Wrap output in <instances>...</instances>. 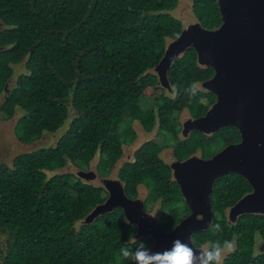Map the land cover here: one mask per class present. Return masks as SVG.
<instances>
[{
    "label": "trees",
    "instance_id": "1",
    "mask_svg": "<svg viewBox=\"0 0 264 264\" xmlns=\"http://www.w3.org/2000/svg\"><path fill=\"white\" fill-rule=\"evenodd\" d=\"M180 1L0 0V133L10 136L2 134L0 147V231L7 232L0 264H130L122 247L152 245L150 236L126 243L138 229L120 207L86 221L107 191L61 170L69 163L87 169L99 157L97 168L109 173L124 154L125 117L140 120L148 132L158 124L165 138L170 134L176 141L178 159L194 154L204 140L223 137L224 146L240 140L234 126L213 137L196 129L179 137L174 115L186 107L201 114L207 105L200 100L215 98L199 85L213 70L198 64L194 46L171 66L172 90L155 71L168 38L183 31L173 13ZM193 1L204 28L222 24L219 0ZM193 86L194 96L187 91ZM145 97L155 106L145 109ZM161 149L145 141L119 176L130 197L139 196L140 184L147 186L148 200L161 203L162 226L171 230L190 208ZM251 190L238 173L219 178L212 225L222 230L193 234L195 245L206 250L230 242L223 264H264V214L247 213L234 222L228 216Z\"/></svg>",
    "mask_w": 264,
    "mask_h": 264
},
{
    "label": "water",
    "instance_id": "2",
    "mask_svg": "<svg viewBox=\"0 0 264 264\" xmlns=\"http://www.w3.org/2000/svg\"><path fill=\"white\" fill-rule=\"evenodd\" d=\"M219 2L224 13L223 25L207 29L197 23L184 28L156 66L160 83L172 90L168 72L174 61L193 45L198 57L215 68L206 89L215 91L219 101L206 116L187 119L184 133L193 129L210 133L234 126L241 136L239 142L225 145L210 158L192 154L171 161L172 175L190 213L166 230L156 214L146 209L145 199L126 193L116 171L103 175L97 166L64 170H74L79 177L107 191L106 200L92 209L86 221L120 207L128 221L137 225V238H153V252L170 248L176 238L189 242L191 237L192 246L201 248L195 245L193 234L211 227L214 185L229 173L244 176L252 185V190L228 209L229 219L234 222L247 213L264 214V0ZM198 216L202 218L197 220Z\"/></svg>",
    "mask_w": 264,
    "mask_h": 264
},
{
    "label": "rangeland",
    "instance_id": "3",
    "mask_svg": "<svg viewBox=\"0 0 264 264\" xmlns=\"http://www.w3.org/2000/svg\"><path fill=\"white\" fill-rule=\"evenodd\" d=\"M193 4H194L193 0H181L179 2L178 7L173 12L175 13L176 16H179V18L182 20L184 28H187L191 25L199 23L198 18L193 11ZM173 40L174 38H168L167 46L170 45ZM166 93L171 94L172 92L166 91ZM145 99H148L143 104V107L145 109L152 108L155 106L154 99L150 97H145ZM174 116L177 117L175 118V121L179 122V123L177 122L178 129H179V137L183 139L187 137L184 135L183 122L184 120L188 119V117H190V112L187 109H184L179 114H175ZM158 127L159 126L157 124L155 128H153L151 131L148 132L143 128V126L140 123V120L138 119L133 120L131 117H125L122 123V129H121L123 133V137L125 138V141H124L125 143L123 145L124 154L122 158L119 159V161L115 164V166L110 169V172L114 170L118 174L124 162L133 160L135 151L139 148V146L143 144L145 141L151 140V139L154 140L157 144H160L162 147L161 151L159 152V156L166 162L171 163V161L174 158H176L174 155V148L176 145V141L173 139V137H171L170 134L168 135L170 139L165 138V134L160 133ZM2 134L3 133H0V147L4 145ZM3 135H6V134H3ZM6 136L10 137L9 135H6ZM5 141H7L9 145L14 146L13 144H11L9 139H5ZM225 142L226 141L223 137L217 138L216 140H213V141L204 140V142H202L201 144L200 143L197 144L196 146L197 150L194 154L198 156L203 155L204 157H209V154L213 155L215 152L220 151L224 147ZM182 157L184 158L185 156H182ZM98 161H99V157H96L93 161H91L90 166H86L87 169H90L93 166L96 167L99 163ZM72 166H76V165L69 163L68 166L62 168L61 170L64 171L65 169H71ZM68 171L76 174L74 170H68ZM98 171L103 175L108 174V173L106 174L103 173V171H105L103 168H98ZM139 195L141 198L145 200L150 199V192L145 184L139 185ZM145 205H146V209L156 214V216L161 221L160 217L163 214V211L161 209V203L159 201L150 202L148 200L147 203H145ZM179 205L183 206V202H181ZM6 236H7L6 231H0V244L3 245L2 246L3 249H5L4 243L6 242ZM149 246L151 247V245ZM259 247L261 249V252H263L264 242H261ZM231 250L232 248L230 250H227L225 255ZM129 262L130 264H134V262L131 260Z\"/></svg>",
    "mask_w": 264,
    "mask_h": 264
},
{
    "label": "clouds",
    "instance_id": "4",
    "mask_svg": "<svg viewBox=\"0 0 264 264\" xmlns=\"http://www.w3.org/2000/svg\"><path fill=\"white\" fill-rule=\"evenodd\" d=\"M190 95L196 94L195 87L187 90ZM202 217L198 216L197 220ZM215 231H221L219 224L211 226ZM137 237L130 235L128 244L134 243ZM191 237L189 242H185L180 238L172 241V246L163 251L153 252L150 246L144 243L139 244L135 250H130L129 247H122L119 251L125 261H133L134 264H223V259L227 250L232 248L230 242L224 243L216 242L206 251L203 246L196 249L191 244Z\"/></svg>",
    "mask_w": 264,
    "mask_h": 264
},
{
    "label": "flooded vegetation",
    "instance_id": "5",
    "mask_svg": "<svg viewBox=\"0 0 264 264\" xmlns=\"http://www.w3.org/2000/svg\"><path fill=\"white\" fill-rule=\"evenodd\" d=\"M223 16H224V13H222V19H223ZM223 23H224V21L222 22V24L221 25H219L218 27H221L222 25H223ZM214 28H216V27H214ZM213 29V28H212ZM193 46V45H192ZM190 47V46H189ZM188 47V48H189ZM167 48V47H166ZM187 48V49H188ZM186 49V50H187ZM195 50L197 51V49L195 48ZM198 64L200 65V66H202L203 68H208V67H211L212 68V70H213V74H212V76L215 74V68L211 65V64H209V63H206L205 62V60H202L201 58H199L198 57ZM155 71H156V68H155ZM157 72V71H156ZM158 73V72H157ZM212 76L209 78V79H211L212 78ZM208 78H207V80H205L204 82H201L200 83V87L202 88H204L203 90L204 91H206V92H208V93H211L215 98L213 99V100H208V99H202V100H200V103L202 102L203 104H205V105H207V107H206V109H205V111L203 112V113H201V114H197V115H195V113H193V111L190 109V108H188V107H186V108H184V109H187L189 112H190V117H188V119H197V118H201V117H204V116H206L207 115V113L214 107V105L215 104H217L218 103V101H219V97H218V95H217V93L215 92V91H213V90H209V89H206V82L209 80ZM183 109V110H184ZM187 120V119H186ZM186 120H184V122H183V125H185V121ZM222 129V128H221ZM193 130H195V129H193ZM193 130H190L188 133H187V135H189L190 133H191V131H193ZM219 131V130H218ZM216 133V132H215ZM214 132H206L205 134H207L206 136H208V137H213V135L215 134ZM241 137V136H240ZM241 139V138H240ZM240 140L238 139V141L237 142H239ZM236 143V142H235ZM216 153V152H215ZM214 153V154H215ZM213 154V155H214ZM213 155H211V154H209V157H204L203 155H201V157H203V158H210L211 156H213ZM214 192V191H213ZM140 196V195H139ZM145 203H146V200H145ZM186 203V202H185ZM187 205V204H186ZM234 205V204H233ZM232 205V206H233ZM190 213V212H189ZM188 213H184V215L182 216V218L184 217V216H186ZM241 216V215H240Z\"/></svg>",
    "mask_w": 264,
    "mask_h": 264
}]
</instances>
